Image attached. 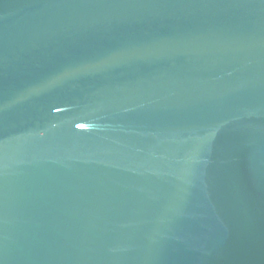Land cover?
<instances>
[{"label":"water","instance_id":"95a60500","mask_svg":"<svg viewBox=\"0 0 264 264\" xmlns=\"http://www.w3.org/2000/svg\"><path fill=\"white\" fill-rule=\"evenodd\" d=\"M0 264H264V0H0Z\"/></svg>","mask_w":264,"mask_h":264}]
</instances>
